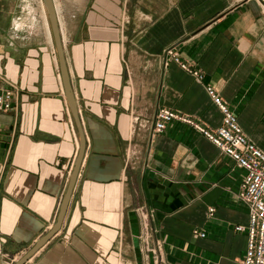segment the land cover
<instances>
[{
  "label": "crops",
  "instance_id": "1",
  "mask_svg": "<svg viewBox=\"0 0 264 264\" xmlns=\"http://www.w3.org/2000/svg\"><path fill=\"white\" fill-rule=\"evenodd\" d=\"M60 1L87 147L61 229L26 264H243L244 170L193 125L153 121L167 108L220 127L211 86L264 150L262 2ZM169 48L201 78L166 64ZM0 74L15 94L0 112V255L14 264L56 224L80 151L54 38L24 0H0Z\"/></svg>",
  "mask_w": 264,
  "mask_h": 264
},
{
  "label": "built area",
  "instance_id": "2",
  "mask_svg": "<svg viewBox=\"0 0 264 264\" xmlns=\"http://www.w3.org/2000/svg\"><path fill=\"white\" fill-rule=\"evenodd\" d=\"M260 1L264 5V0ZM170 60L176 61L184 69L201 78L198 71L191 69L181 60L174 48H169L165 52L166 64ZM207 89L223 113V122L220 127L209 129L190 117L167 108H160L153 121V133L164 132L172 120L178 119L196 127L225 154L235 159L237 166L244 170L240 197L249 207V223L235 227L238 232L248 233V247L243 264H264V150L246 135L233 107L225 102L213 87L209 86ZM14 95L13 86L0 74V112H9L14 108ZM214 210L211 209V212ZM198 234L205 236L204 232ZM142 240L145 251H149L151 247L149 240L147 237ZM155 261L157 264H166L160 254L155 257Z\"/></svg>",
  "mask_w": 264,
  "mask_h": 264
},
{
  "label": "water",
  "instance_id": "3",
  "mask_svg": "<svg viewBox=\"0 0 264 264\" xmlns=\"http://www.w3.org/2000/svg\"><path fill=\"white\" fill-rule=\"evenodd\" d=\"M44 2L47 8V11H48L51 31H52V35H53L55 45L57 48V52H58V56H59L61 74H62V79L64 83L66 97L70 105V108L72 110V113L74 115L79 133H80V151H79L75 169H74V172H73L70 184H69V188L64 198V201L62 203L61 210H60L59 217L57 219L56 224L46 235H44L39 241H37L36 244L20 260H18L14 264H26L61 229L64 223V220H65L67 211H68V207H69V204H70L73 192H74V188L76 186V182H77V179L80 173V169H81V166L84 160V156L86 153V147H87L86 135L84 132L78 105L76 103L75 95H74L71 81H70V75H69L65 51H64L61 24H60V19H59V14H58V10L56 7V3H55V0H44ZM0 264H2L1 255H0Z\"/></svg>",
  "mask_w": 264,
  "mask_h": 264
},
{
  "label": "bare ground",
  "instance_id": "4",
  "mask_svg": "<svg viewBox=\"0 0 264 264\" xmlns=\"http://www.w3.org/2000/svg\"><path fill=\"white\" fill-rule=\"evenodd\" d=\"M35 1V0H34ZM37 3V2H36ZM39 5L38 7H34V6H30V12L33 15H42L43 19H44V23H45V27L47 29L48 35L50 37H52V31H51V26H50V22L48 20V15H47V10H46V5L44 0H39ZM57 10H58V14H59V9H58V5H57Z\"/></svg>",
  "mask_w": 264,
  "mask_h": 264
},
{
  "label": "rangeland",
  "instance_id": "5",
  "mask_svg": "<svg viewBox=\"0 0 264 264\" xmlns=\"http://www.w3.org/2000/svg\"><path fill=\"white\" fill-rule=\"evenodd\" d=\"M37 2V3H36ZM60 0H58V3L60 4ZM40 3H39V0H24V5H25V7H29V9H30V6H36V7H38V5H39ZM58 5V4H57ZM58 9H59V13H60V7H59V5H58ZM46 10H47V8H46ZM41 15V14H40ZM47 15H48V11H47ZM42 16V15H41ZM48 20H49V15H48ZM49 22H50V20H49ZM51 26V25H50ZM53 37V36H52Z\"/></svg>",
  "mask_w": 264,
  "mask_h": 264
}]
</instances>
